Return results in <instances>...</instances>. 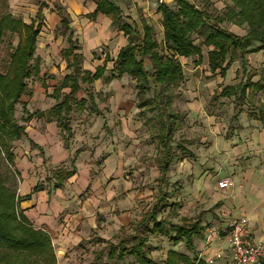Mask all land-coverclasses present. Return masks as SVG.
<instances>
[{
    "label": "rangeland",
    "instance_id": "1",
    "mask_svg": "<svg viewBox=\"0 0 264 264\" xmlns=\"http://www.w3.org/2000/svg\"><path fill=\"white\" fill-rule=\"evenodd\" d=\"M205 1L214 16L222 13L229 3L227 0H199V3L203 4ZM160 3L161 0H158L157 4L144 14H150L148 19L154 26L156 39L161 48L168 52L163 41L161 14L155 12ZM167 3L171 7H177V0H167ZM33 8V3L30 2L29 5L22 6L20 12L34 18L36 13ZM9 10L11 9L5 0H0V17ZM41 21L46 28H43V34L38 40L37 57L41 61V74L39 78L31 79L28 83L30 88L34 83L38 89L46 85L49 87V93H33L28 109L30 113L38 110L50 111L58 103L51 94L57 87L60 74L67 72L61 53L67 44L59 35L60 28L52 30V26L50 25L52 29L48 28L45 23L46 18ZM223 26L239 35H245L248 31L246 25L237 27L225 23ZM83 27H87V24ZM102 35L103 45L99 48L95 36L90 32L85 40L82 35L78 38L81 53L85 56L84 67L91 72H95L100 64H104L106 55L114 60L124 45L123 35L118 31L109 28ZM205 36V33L193 35L195 43L202 49V58L196 56L182 62L185 80L176 90L172 104L174 111L179 115L178 128L172 142L177 156L173 159L169 173L171 185L166 188L173 207L159 215V218H165L175 224H182L183 221L193 223L201 218L203 240L210 230L216 228L220 234L223 224L235 221L232 212L248 207L247 203L237 204L235 199L231 198H240L250 203L248 195L253 189L264 193V128L259 121L250 117L251 112L256 110L244 101L237 103L238 108L235 107L234 98L212 101L215 92L239 83L236 72L240 70L241 63H234L226 79L221 78L219 73L213 75L208 65L209 48L204 44ZM12 42L16 46L18 38ZM7 43L8 37L0 41V72L4 71L9 62ZM86 46L91 47V53L87 51ZM248 58V75L253 82L264 81V51L250 54ZM146 67L153 73L150 61H146ZM112 68L113 63L109 62L107 76ZM94 91L99 111L93 110L89 104L85 112H74L72 126L77 135L76 145L85 151V162L89 165L87 168L91 167L93 185L85 194L90 196L97 190L98 201L92 204V211L94 214L100 209L101 213L97 214H102L104 222L92 230L91 239L85 245L77 247L73 255L70 254L71 250L58 264H137L136 258L130 255H126L123 260L118 256L110 258L108 243H97L95 236L113 244H118L121 239L126 238V246L133 244L132 237L136 232V225L141 217L151 210L158 194L155 171L161 157V148L158 141L151 137L157 134L156 123L145 124L151 114L142 117L141 110L137 107L139 98L136 81L132 77L126 75L123 79L114 80L109 84L96 82ZM64 92H69V89ZM81 95L86 97L85 94ZM149 96H153V93ZM256 101L264 104V92L256 95ZM23 109V106H18V122L43 132L45 122L37 119L27 121ZM237 112L242 124L241 130L236 128L237 125L233 121ZM100 113L106 117L109 128L102 127L105 120L102 121V117H99ZM178 143L186 145L194 156L183 152ZM72 149L76 152L75 146ZM111 151L116 155V161L108 159ZM180 157L184 160H180ZM65 166H50V171L54 173ZM66 168L71 169V165ZM0 174L14 176V181L10 179L8 185L17 192L19 180L3 155H0ZM49 175L48 173L47 177ZM225 179H230L233 183L231 191L219 189V182ZM230 208L232 212L226 210ZM253 208H249L247 212H251ZM144 227L142 232L149 236L151 244V248L145 252L159 264L166 261L168 250L176 248L187 252L184 243L174 244L170 236L151 234L145 231ZM199 239L195 237L196 247Z\"/></svg>",
    "mask_w": 264,
    "mask_h": 264
},
{
    "label": "trees",
    "instance_id": "2",
    "mask_svg": "<svg viewBox=\"0 0 264 264\" xmlns=\"http://www.w3.org/2000/svg\"><path fill=\"white\" fill-rule=\"evenodd\" d=\"M224 11L214 16L208 9V3L203 4L195 0L196 6H191L186 0H177V7H171L162 2L158 5L157 12L161 14V25L164 30L163 41L168 52L161 48L155 36L154 27L146 20H142L139 27L136 22L125 18L121 8L113 0H98L97 9L92 17L98 14L109 16L112 25L122 31L128 39V44L122 47L116 57L111 59L106 55L104 66L91 72L84 68V55L80 53L78 40L74 39L71 20L69 16L60 12L64 36L67 37V48L62 52L67 62V69L71 74L59 77V84L55 87L51 97L58 103L48 112L36 111L30 114L26 109L27 121L34 118L47 122H56L64 132L66 146L73 137L70 125L72 113L86 111L88 105L99 111L96 104L94 83L101 80L108 84L113 80H121L124 76L132 77L136 81L138 108L145 118L151 117L145 124L155 122L156 139L161 148V158L158 170L160 172L157 183V197L149 212L144 214L136 225V232L132 237L131 246H126L127 239L123 238L118 244L107 242L97 236V243H108L110 258L123 260L126 255L136 258L137 264H159L151 258L145 250L151 248L149 236L151 234H163L170 236L174 244L183 242L188 250L195 251V237H202V219L198 218L193 223L184 222L175 224L165 218H159L162 211L172 208L170 194L167 187L171 185L169 177L172 160L176 156L173 147V137L178 128L179 115L172 106L176 97V90L185 80L184 68L180 61L184 58H202V49L194 41L193 35L205 33L204 44L210 48L208 52V65L213 75L219 73L226 79L228 72L236 62L241 63L237 70L236 79L239 83L226 86L220 92H215L212 101L218 102L222 98H234L235 107L240 101L256 110L250 117L259 121L264 127V104L256 101V95L264 92V81L253 82L249 73V55L264 51V0H227ZM40 7L37 19L27 24L21 18H15L11 14L0 18V41L8 37L7 53L9 62L3 72H0V155H3L6 163L13 167L15 155L13 143L24 138L29 139L27 126L20 124L16 117V106L23 96H32L38 88L33 84L30 88L28 81L39 78L41 74L40 59L36 57L38 37L42 25L38 19L42 18ZM230 23L238 27L247 25L245 35H238L223 25ZM18 38V44L13 45L12 40ZM153 66V73L146 67V61ZM113 62V68L107 76V64ZM257 72L254 73V76ZM64 89L69 92L64 93ZM41 92L48 93V86L43 85ZM79 92H83L86 98L79 99ZM153 93V96H149ZM238 108V107H237ZM105 127H108L106 118ZM233 121L238 130L242 129L239 112L234 114ZM33 147L37 145L31 141ZM182 151L194 155L182 143L177 144ZM43 151L42 148H39ZM80 153V152H79ZM77 159L72 160V169L59 168L47 177V182L54 184V189H63L68 180L77 173L75 166ZM14 176L0 174V264H58L55 247L49 233L36 229L26 218L19 214L18 204L21 201L17 192L8 182ZM44 187L37 186L35 191H43ZM169 227V230H167ZM164 264H204L197 263L188 256L174 250H168Z\"/></svg>",
    "mask_w": 264,
    "mask_h": 264
},
{
    "label": "crops",
    "instance_id": "3",
    "mask_svg": "<svg viewBox=\"0 0 264 264\" xmlns=\"http://www.w3.org/2000/svg\"><path fill=\"white\" fill-rule=\"evenodd\" d=\"M97 1L98 0H5V3L9 6L11 10H9L8 13L3 14L2 16L11 14L15 18H21L25 23L30 24L33 20L37 19V14L39 13L40 7L44 6L42 10V18L38 19V22H40L42 25L39 36L43 34L42 31L43 28L46 29L41 21L42 19L46 18L47 21L45 23L47 24L48 28H51L52 26L53 29L52 28L51 29L55 30L59 27L60 28L59 35L61 36V38L66 40V44H67L68 35H66L65 37L64 34L62 33L64 29L62 26V17L60 16V12H63L67 14L71 20L70 27L72 28L74 39L78 40V38L81 37L82 35L83 39L85 40L87 33L90 32L95 36L96 42L98 43L97 47L99 48L101 47V45H103V43L101 42V37L103 36L102 35L103 32L110 28V30L112 29L113 31H118V33H121L123 35L122 37L124 39V45L122 47L126 46L128 44L127 37L122 31H119L118 29L113 27L112 19L109 16L98 14L97 17L95 18L92 17V14L97 9ZM113 1L121 8L125 18H127L130 21L136 22V24H138V26L141 27L142 20H146L149 24H151L150 20L148 19L150 14L146 15L144 13L149 12L153 8V5L157 4L158 0H113ZM163 1L161 0V2ZM30 2L33 3L34 6L33 9L36 13L34 18H31L26 13L22 14L20 12L21 7L25 5H29ZM165 3H167V0H165ZM155 12H157V10ZM161 21H162V16H161ZM86 24L87 27H83ZM230 31L232 30L230 29ZM163 34H164V30H163ZM39 39L40 38L38 37V40ZM78 45H79V41H78ZM79 47H80L79 52L81 53L82 51L81 46L79 45ZM89 48L91 47H87V51L91 53L90 52L91 50ZM65 49H63L62 52ZM37 55H39V44L37 45L36 57ZM62 59L64 61L63 65H65V69L67 70L68 73L67 72L62 73L60 74V76H67L71 74V70L67 69V62L66 60H64L63 56ZM190 59L181 57L180 61L182 63L184 61H189ZM103 62H105V60H103ZM99 66H104V64L103 65L100 64ZM40 68H41V64H40ZM99 81L100 83H103L101 80H98L96 82ZM58 84H59V79H58ZM66 90L67 89H64L63 92ZM40 92L41 89H38V91H34V93H40ZM81 94L84 95L83 92L81 93L79 92L78 94L79 99L86 98ZM24 98H27L28 100H23ZM32 98L33 96H23L21 98L20 103L17 104L16 106V112L18 106H23L24 108L23 111L25 109L28 111L30 106V101H32ZM38 111H42V110H38ZM44 112H48V111H44ZM99 117L101 118L102 116ZM37 120H41V119H37ZM102 121H104L103 118ZM44 122H45V130L43 132L41 130L38 131L34 129V127L28 126V124H25L27 126V134L29 136V139L24 138L20 141L13 143L12 150L15 155V165L11 168L14 171L15 177L19 180V184L16 187L17 194L21 198L20 199L21 201L18 204V209H17L18 213L22 214L26 218V220L33 225L34 228L43 230L51 235L57 255V260L58 262H60L61 259H65L67 257V254H69L71 250L72 253L70 254L73 255L76 253L77 247L81 245H85V243H87L91 239L92 230L97 229L102 224V222H104V218L102 214L99 215L97 214L98 212L101 213L100 209H98V212H95L94 214L92 211V204L98 201V198H96L97 190H94L93 192L94 194L92 193L90 196L85 194L88 190L92 188L93 185L92 184L93 181L91 179V167L87 168L89 165H86L85 162L86 161L85 151L83 149H80V146L78 147L76 145L77 135L75 133V129L72 126L73 123L72 115L70 118V125L73 130V137L69 142L68 147L66 146L67 143H65L64 140V132L57 126V123L56 122L50 123L47 121ZM102 127H105V121L103 122ZM105 128H109V125L108 127ZM30 140L33 141L37 145V147H33L31 145ZM73 146L76 147V152L72 149ZM39 148H42L43 151H41ZM74 152L75 155H73ZM112 152L113 151L109 152L108 159L116 161V155ZM73 158L77 159L75 163V166L77 167V173L71 179L68 180L67 184L63 189H54V186H51V184L47 182V174L52 173L50 171V166L58 167L61 165H66V166L71 165V169H72ZM180 158H181L180 160L182 161L184 160L183 157ZM158 166H159V161H158ZM42 171L44 174H42ZM155 174H156L155 176V181H156V179L159 178L160 176V172L158 168L156 169ZM12 181H14L13 178ZM41 185L44 187L43 191H38V192L35 191V188ZM231 188L232 187L227 189H220V188L219 189L222 191H231L232 190ZM93 189L95 188L93 187ZM261 193L253 189L248 195V197L250 198V203L245 200H241L240 198L237 199L231 198V200L235 199L237 204H239L238 202L247 203L248 207L242 210L239 209L235 210L234 212H232L231 208L226 210L233 213L235 220L243 217L248 218L252 229L253 240L255 242L264 243V193L262 194ZM75 198L77 200H75ZM77 204H79V206H77ZM252 207H254L253 210L248 213L247 210ZM244 211H246L247 214ZM245 215H247V217ZM184 222H190V221H183L182 224ZM231 223L232 222L226 225L223 224L221 226L223 228L221 231L227 229ZM212 230L218 231L216 230V228ZM199 238H200L199 239L200 242L197 247L195 244V251H191L187 249V252H185L181 249H176V248L173 249L188 256L192 260L194 259L198 260L201 254L203 256V260L201 262L204 264H206L207 259L213 258L216 254L221 252L223 254V258L215 262V264H233V257L231 255L229 246L225 241L224 235H217L210 241V243H207L205 238L204 240L201 237ZM106 241L110 242L108 240Z\"/></svg>",
    "mask_w": 264,
    "mask_h": 264
},
{
    "label": "built area",
    "instance_id": "4",
    "mask_svg": "<svg viewBox=\"0 0 264 264\" xmlns=\"http://www.w3.org/2000/svg\"><path fill=\"white\" fill-rule=\"evenodd\" d=\"M233 183L230 179L219 182L220 189L232 187ZM224 235L225 241L229 246L233 257V264H264V243L255 242L252 238V229L248 218H239L233 221L227 229L220 232L210 230L205 236L207 243L217 235ZM223 258V254L219 252L213 258L206 260V264H214ZM203 260L200 254L197 263Z\"/></svg>",
    "mask_w": 264,
    "mask_h": 264
},
{
    "label": "water",
    "instance_id": "5",
    "mask_svg": "<svg viewBox=\"0 0 264 264\" xmlns=\"http://www.w3.org/2000/svg\"><path fill=\"white\" fill-rule=\"evenodd\" d=\"M191 6H196L195 0H186Z\"/></svg>",
    "mask_w": 264,
    "mask_h": 264
}]
</instances>
